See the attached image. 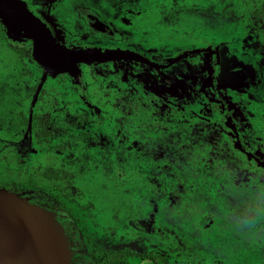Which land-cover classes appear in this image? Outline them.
I'll return each instance as SVG.
<instances>
[{"label":"rangeland","instance_id":"374dc122","mask_svg":"<svg viewBox=\"0 0 264 264\" xmlns=\"http://www.w3.org/2000/svg\"><path fill=\"white\" fill-rule=\"evenodd\" d=\"M22 1L71 48H129L158 63L204 51L163 68L82 64L78 82L34 62L29 40L0 38V187L69 220L75 264H264V183L219 189L220 167L199 162L226 140L238 155L236 137L264 157V0ZM80 5L122 39L87 28ZM136 95L170 104L177 121L155 129L119 102Z\"/></svg>","mask_w":264,"mask_h":264},{"label":"water","instance_id":"95a60500","mask_svg":"<svg viewBox=\"0 0 264 264\" xmlns=\"http://www.w3.org/2000/svg\"><path fill=\"white\" fill-rule=\"evenodd\" d=\"M87 23L116 36L94 13L80 8ZM0 21L12 41H30L34 62L53 74L69 73L81 82L79 65L131 59L157 67L139 53L96 46L70 48L22 0H0ZM69 233L58 213L31 202L23 193L0 187V264H71Z\"/></svg>","mask_w":264,"mask_h":264},{"label":"flooded vegetation","instance_id":"af4514ba","mask_svg":"<svg viewBox=\"0 0 264 264\" xmlns=\"http://www.w3.org/2000/svg\"><path fill=\"white\" fill-rule=\"evenodd\" d=\"M80 8H82V9H88L91 13H94L96 16H97V18L100 20V22H102V23H104L105 25H107V26H109L111 29H112V31L117 35V37L116 36H112V35H108V34H105V33H102V32H100V31H98V30H95L94 28H92L88 23H87V21H86V19H85V17H84V15L79 11V9ZM77 12H78V14H79V17L83 20V22H84V24H85V26L87 27V28H89V29H91V30H93V31H95L96 33H98V34H100V35H103V36H107V37H111V38H114V39H122V34L118 31V30H116V28H115V26H114V24L113 23H111V22H109V21H107L105 18H103L102 16H101V14L100 13H98L96 10H94L93 8H91V7H88V6H78L77 8ZM35 14H36V16H38L41 20H43L45 23H47V25L49 26V28L51 29V31H52V33H53V29H52V27L48 24V22H46V20H44L39 14H37L36 12H34ZM263 20H264V18H263ZM3 33H4V29H3ZM4 35V38H5V33L3 34ZM53 35H54V33H53ZM55 37V36H54ZM94 46H96V47H102V48H119V49H123V50H131V51H134V52H136V53H139L140 55H142L144 58H146V59H148L149 61H151V62H154L152 59H150L148 56H146V55H144V54H142L141 52H139V51H137V50H134V49H129V48H122V47H111V46H106V45H104V44H94ZM68 47V46H67ZM80 47H87V46H80ZM71 48V47H70ZM204 51V49H194V50H183L181 53H179L178 55H175L174 57H172V58H170L169 59V61H167L166 63H158V62H154V63H156V64H158V66L157 67H155V66H152V65H149V64H146V63H142V62H137V61H135V60H131V59H120V60H114V61H110V62H102V63H98V62H92V63H98V64H103V63H111V62H121V61H131V62H134V63H142V64H146V65H149V66H152V67H155V68H163V67H165V66H167L169 63H172L173 61H175L176 59H180L181 57H183L185 54H188V53H200V52H203ZM82 64H89V63H82ZM82 64H80L79 66H81ZM216 77H218V75L216 76ZM179 83H177L176 85H178ZM176 85H174L173 87H171V88H169L168 86H165V85H163L165 88H169L170 90H173V88L176 86ZM212 86H215V85H212ZM127 96H123V98L122 99H120L119 100V102H122L123 101V105L125 104V102L127 101ZM136 102H139L140 101V99H139V95H136ZM144 98H153V97H151V96H148V95H145V97H142V100H145ZM155 101H157V102H161L162 104H164L165 106H166V108H168L167 109V112H164V114H163V118L165 119L167 116H168V114L169 115H171V114H173L174 115V112H173V107L170 105V104H168V103H164V102H162L161 100H159V99H157L156 97L155 98H153ZM212 101H215L218 105H221V110H224V108H225V103L223 102V99L221 98V95H218L217 94V96H213V97H211L210 98ZM211 103V102H210ZM217 104H214V105H217ZM227 108H228V110H232V112L234 111L235 112V109L233 108V107H231V108H229L228 106H227ZM136 111H138V110H135V112ZM137 113V112H136ZM138 114V113H137ZM167 116H166V115ZM138 116L140 117V115L138 114ZM176 116V115H175ZM237 117V119H238V122H239V117L238 116H236ZM245 117V116H244ZM168 118V117H167ZM227 119H229L228 121L230 122V125L232 126V128H234V127H236V126H238V124H236V122H234V119H232V118H227ZM232 120V121H231ZM177 121V119H173V121H171L170 119H169V123H171L172 122V124H174L175 122ZM162 123H165V124H163L162 126H166L168 123L167 122H165V121H163ZM161 127V126H160ZM156 128H158V127H155V129ZM248 136H251L252 137V140H253V142L255 141V139H256V137L257 136H255L254 134H250V133H248ZM260 138V136H258V139ZM236 148H237V152H239L238 153V155L237 154H235L234 153V151H233V153L235 154V155H237L238 156V159L240 160V162L241 163H243V164H246L247 162H249L250 161V163H253L252 165H254L256 168H260L261 167V169H259V170H262V169H264V167H262V164H264L263 163V161H264V157L262 156H259L258 154H256V151L255 150H251V147H249L250 145H247L246 143L248 142L246 139H244L243 137L241 138V137H236ZM247 141V142H246ZM230 142L231 141H228V140H226V141H224V145L226 144L229 148H230ZM243 143H245V145L243 144ZM183 146V145H182ZM260 148V149H259ZM259 150H263L262 149V146H259ZM211 150H212V153H216V151H215V145L214 146H211V148H210ZM249 152L251 153V154H249ZM209 155V153L206 155V156H203V157H201L200 158V160L201 161H199V162H203L204 163V168H206V166H207V168L208 169H211L210 168V165H209V163L208 162H206V157ZM263 160V161H262ZM218 163H219V161H218ZM260 164V165H259ZM260 166V167H259ZM212 170V169H211ZM206 174H207V172H206ZM208 176V175H207ZM215 176H211L210 177V173H209V176H208V183L209 184H211V185H214V183L216 182L215 181ZM223 181V180H222ZM224 185H226V186H224ZM231 185H233V184H231ZM235 186H238V185H236L235 184ZM220 188L219 189H221V188H223V187H225V188H227L228 187V185L226 184V183H221L220 184V186H219ZM238 187H246V186H238ZM37 204V203H36ZM47 208H49V209H52V207L50 208V207H47ZM54 210V209H53ZM58 218L62 221V223L64 224V227H65V229H66V231L69 233V248H70V251H71V253H72V262H71V264H75V261H77V262H79L80 260H82L83 259V255L82 254H79V255H75V253L72 251V249H71V247H70V245H71V241H73L74 240V238L76 237V235L73 233V229L71 228V225L69 224V220L68 219H61L60 217H59V215H58Z\"/></svg>","mask_w":264,"mask_h":264},{"label":"trees","instance_id":"16d2710c","mask_svg":"<svg viewBox=\"0 0 264 264\" xmlns=\"http://www.w3.org/2000/svg\"><path fill=\"white\" fill-rule=\"evenodd\" d=\"M259 17L264 18V1L261 3L258 8ZM3 27L0 23V38L4 39L3 35ZM135 98V97H133ZM145 100L140 99L136 105L131 100H127L125 102L124 109H135L140 117L144 120V122L149 123L151 125H156L155 127H160L163 125L160 122L169 123V119L166 117L163 119V113L167 112L166 106L161 102L155 101L153 98H144ZM123 103V101H122ZM163 112V113H162ZM159 121V122H158ZM157 122V124H155ZM245 145V143H243ZM250 147V146H249ZM216 153H209L206 157V162L214 168L220 167V173L223 174V181L221 182L226 184H233L238 186H246V187H257L259 184L264 183V169L262 171L259 168H256L253 163L247 162L243 164L238 159V156L233 153L232 150L224 143L222 145L215 146ZM256 154L257 151H256ZM259 155V154H258ZM263 156V155H259ZM219 159H223L222 162L218 163ZM220 182V181H219ZM226 186V185H224ZM229 187V186H228ZM223 187L222 189H224ZM11 191L21 192V189L15 188Z\"/></svg>","mask_w":264,"mask_h":264}]
</instances>
